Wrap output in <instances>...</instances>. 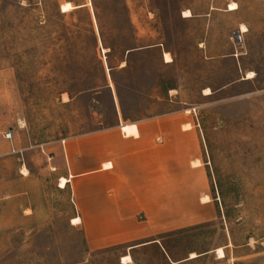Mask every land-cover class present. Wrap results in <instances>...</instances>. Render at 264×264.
<instances>
[{
  "label": "rangeland",
  "instance_id": "rangeland-1",
  "mask_svg": "<svg viewBox=\"0 0 264 264\" xmlns=\"http://www.w3.org/2000/svg\"><path fill=\"white\" fill-rule=\"evenodd\" d=\"M166 116L196 123L217 216L89 250L62 140ZM0 264H264V0H0Z\"/></svg>",
  "mask_w": 264,
  "mask_h": 264
},
{
  "label": "crops",
  "instance_id": "crops-1",
  "mask_svg": "<svg viewBox=\"0 0 264 264\" xmlns=\"http://www.w3.org/2000/svg\"><path fill=\"white\" fill-rule=\"evenodd\" d=\"M169 116L118 122L68 137L60 147L58 181H68L59 187L69 190L72 218L80 219L74 225L83 227L89 250L145 246L217 216L197 125L186 126L185 117L164 122ZM125 123L137 132L126 133Z\"/></svg>",
  "mask_w": 264,
  "mask_h": 264
},
{
  "label": "bare ground",
  "instance_id": "bare-ground-1",
  "mask_svg": "<svg viewBox=\"0 0 264 264\" xmlns=\"http://www.w3.org/2000/svg\"><path fill=\"white\" fill-rule=\"evenodd\" d=\"M233 5H235V4H230V9H234V8H236V5H235V7H233ZM188 12V11H187ZM247 30V28H246V26L245 25H241L240 26V31L243 33V32H245ZM239 31V32H240ZM164 55H167V53L166 54H164ZM168 56V55H167ZM166 60H169V58L167 57V59ZM250 74V73H249ZM204 199H208V196H205L204 197ZM220 253H223V251L220 249Z\"/></svg>",
  "mask_w": 264,
  "mask_h": 264
},
{
  "label": "built area",
  "instance_id": "built-area-1",
  "mask_svg": "<svg viewBox=\"0 0 264 264\" xmlns=\"http://www.w3.org/2000/svg\"><path fill=\"white\" fill-rule=\"evenodd\" d=\"M4 137L6 138V139H12V132L11 131H8V132H6L5 134H4ZM65 142V140H62V143H64ZM13 151H15V149L13 148Z\"/></svg>",
  "mask_w": 264,
  "mask_h": 264
},
{
  "label": "trees",
  "instance_id": "trees-1",
  "mask_svg": "<svg viewBox=\"0 0 264 264\" xmlns=\"http://www.w3.org/2000/svg\"><path fill=\"white\" fill-rule=\"evenodd\" d=\"M81 8V7H80ZM101 66V70H102V74H103V76H105L106 77V75H105V71H104V68L102 67V65H100Z\"/></svg>",
  "mask_w": 264,
  "mask_h": 264
},
{
  "label": "snow or ice",
  "instance_id": "snow-or-ice-1",
  "mask_svg": "<svg viewBox=\"0 0 264 264\" xmlns=\"http://www.w3.org/2000/svg\"><path fill=\"white\" fill-rule=\"evenodd\" d=\"M233 7H235V5H233Z\"/></svg>",
  "mask_w": 264,
  "mask_h": 264
}]
</instances>
